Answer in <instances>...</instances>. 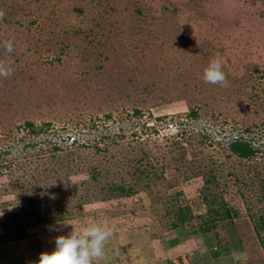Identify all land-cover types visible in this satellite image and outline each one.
<instances>
[{
  "label": "rangeland",
  "instance_id": "rangeland-1",
  "mask_svg": "<svg viewBox=\"0 0 264 264\" xmlns=\"http://www.w3.org/2000/svg\"><path fill=\"white\" fill-rule=\"evenodd\" d=\"M0 11V264H37L92 221L113 233L93 264H194L209 243L264 264V0ZM212 58L228 87L203 80Z\"/></svg>",
  "mask_w": 264,
  "mask_h": 264
},
{
  "label": "clouds",
  "instance_id": "clouds-1",
  "mask_svg": "<svg viewBox=\"0 0 264 264\" xmlns=\"http://www.w3.org/2000/svg\"><path fill=\"white\" fill-rule=\"evenodd\" d=\"M4 13L0 11V19ZM3 47L7 52L13 51L12 41L5 40ZM12 61H0V77L7 78L13 74ZM203 80L206 83L228 87L226 74L223 71L222 61L212 58L203 72ZM12 208L9 207L8 211ZM4 212L0 210V216ZM71 225V224H70ZM56 230V229H51ZM113 233L107 224L90 222L88 225L74 229L67 235L55 238V248L52 252L40 253L37 264H93L94 260L104 254V246Z\"/></svg>",
  "mask_w": 264,
  "mask_h": 264
},
{
  "label": "crops",
  "instance_id": "crops-1",
  "mask_svg": "<svg viewBox=\"0 0 264 264\" xmlns=\"http://www.w3.org/2000/svg\"><path fill=\"white\" fill-rule=\"evenodd\" d=\"M209 244L203 245L206 248L207 252L200 250L199 253H197V255L193 257L195 258V261H196L194 264H238V263H233V261H236V259H239L240 257H242V253H238L237 251H231V254L226 256L224 255V253L221 252L222 250L221 248L219 249L217 247L216 248L210 247L211 245ZM200 245L201 244L199 243V246ZM209 247L210 249H208ZM171 260H173L174 262H179V264H186V263L189 264L187 262V258L183 255L181 257L171 259Z\"/></svg>",
  "mask_w": 264,
  "mask_h": 264
},
{
  "label": "trees",
  "instance_id": "trees-1",
  "mask_svg": "<svg viewBox=\"0 0 264 264\" xmlns=\"http://www.w3.org/2000/svg\"><path fill=\"white\" fill-rule=\"evenodd\" d=\"M230 148L235 154L240 157L245 158L254 155V149L252 148V146L249 143L242 141L241 139H236L231 142Z\"/></svg>",
  "mask_w": 264,
  "mask_h": 264
}]
</instances>
